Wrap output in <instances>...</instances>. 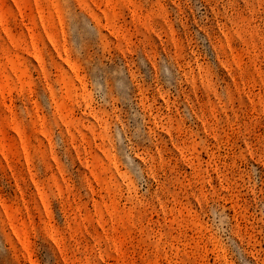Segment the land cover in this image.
<instances>
[{"label": "rangeland", "instance_id": "rangeland-1", "mask_svg": "<svg viewBox=\"0 0 264 264\" xmlns=\"http://www.w3.org/2000/svg\"><path fill=\"white\" fill-rule=\"evenodd\" d=\"M0 264H264V0H0Z\"/></svg>", "mask_w": 264, "mask_h": 264}]
</instances>
